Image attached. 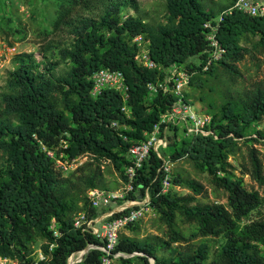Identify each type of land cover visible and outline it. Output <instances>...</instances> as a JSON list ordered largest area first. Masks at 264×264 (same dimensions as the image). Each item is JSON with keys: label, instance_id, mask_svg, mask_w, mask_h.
Returning <instances> with one entry per match:
<instances>
[{"label": "trees", "instance_id": "trees-1", "mask_svg": "<svg viewBox=\"0 0 264 264\" xmlns=\"http://www.w3.org/2000/svg\"><path fill=\"white\" fill-rule=\"evenodd\" d=\"M55 1L52 31L44 36L48 39L60 33L59 38L40 49L42 60L34 53L15 55L6 87L0 92V257L13 264H68L74 253L102 245L95 236L75 229L74 215L85 211L98 217L104 212L91 208L87 199L90 189L113 191L104 166L112 165L125 181L129 148L146 140L161 115L175 105L173 93H151L150 83L165 81L174 67L195 73L189 86L200 82L202 75L214 76L220 70L235 81L241 77L239 64L247 56L264 68V19L237 11L227 14L236 0L228 4L167 0L165 22L158 24L149 21L138 0ZM221 15L218 40L225 54L204 71L210 53L204 25ZM137 36L143 37L155 69L136 61L141 50L134 43ZM243 41L250 46L242 45ZM63 63L68 69L59 73ZM102 69L123 72L126 100L123 93L110 89L92 96V77ZM214 110L210 104L207 114L212 116L209 129L213 135L188 134L171 125V152L164 157L174 163L189 160L217 189L228 193V205L200 202L197 196L205 187L175 174L172 188L161 194L163 174L158 170L162 160L153 152L138 171L135 185L149 188L151 206L167 228V239L121 235L116 252L140 254L120 258L124 263L151 264L153 259L155 264H264V217L244 222L264 206V164L254 147L264 140V129H257L264 122V82L230 97L218 112ZM241 140L249 144V162L241 174L249 175L263 193L248 190L229 162ZM83 157L87 160L69 173L57 165L60 158ZM175 187L193 194L179 195ZM134 198L130 194L127 199ZM178 216L195 225L190 235L179 228ZM53 221L58 239L50 230ZM195 238L199 241L194 242ZM213 240L219 243L217 247L211 245ZM51 243L56 244L52 252ZM39 249L47 260L37 261ZM102 256L101 251L91 249L77 264H100Z\"/></svg>", "mask_w": 264, "mask_h": 264}, {"label": "built area", "instance_id": "built-area-1", "mask_svg": "<svg viewBox=\"0 0 264 264\" xmlns=\"http://www.w3.org/2000/svg\"><path fill=\"white\" fill-rule=\"evenodd\" d=\"M234 11L241 12L253 18L264 19V0H236L234 5L226 11L232 14ZM223 16H219L214 21H209L204 25L207 33V41L210 47V53L205 60L204 71H208L213 65L220 62L225 54V50L218 40L220 22ZM141 50L136 55V61L147 69H155L157 65L150 58L149 52L144 47L142 36L134 38ZM6 48V45H3ZM195 73L174 67L168 73L165 81L150 83L148 85L151 93L163 91L164 93H173L177 101L172 109L161 115L160 120L154 125L152 131L146 134V140L140 141L129 148L130 164L125 168L126 180H122V188L119 190L106 191L99 188L90 189L87 192V199L91 208L104 211L98 217H90L85 211L74 215V227L84 234L95 236L101 243V246L89 245L91 249H97L103 253L100 264H113L114 260L127 258V254L116 252L120 243V237L123 230L137 224L146 214L153 210L151 206V196L149 188L135 185L138 179V171L142 169L144 163L150 159L154 152L162 160V166L158 173L163 174L160 193L166 194L172 188V167L174 162L169 157H164L161 149H167L170 145L171 125L186 129L188 134H197L203 136L213 135L209 129L212 123L211 115L198 114L188 98L185 96V89L189 86L192 76ZM92 96H99L104 90L110 89L124 94L125 100L128 98V87L125 83L123 72L112 69H102L96 72L93 77ZM122 111L128 113L126 107ZM113 127H118L113 123ZM217 138V137H215ZM126 139V138H125ZM53 156L52 152H49ZM87 160V157L70 160H57V165L65 172L74 171ZM144 190V191H143ZM130 194L136 198L127 199ZM112 206V208H110ZM100 228H97V225ZM55 239L60 237L55 222L50 227ZM55 243L49 244V251L54 250ZM90 249V250H91ZM82 251L74 253L72 257L76 260L80 257ZM48 256L39 249L37 251V261H45ZM0 264H13L9 259L0 257ZM34 264H37L34 263ZM69 264V262H68ZM77 264V263H76Z\"/></svg>", "mask_w": 264, "mask_h": 264}, {"label": "rangeland", "instance_id": "rangeland-1", "mask_svg": "<svg viewBox=\"0 0 264 264\" xmlns=\"http://www.w3.org/2000/svg\"><path fill=\"white\" fill-rule=\"evenodd\" d=\"M141 11L148 15L149 21L153 24L165 22L166 1L167 0H138ZM230 0H216V3L228 4ZM55 0H0V92L4 91L8 72L13 69L15 55L21 53H34L38 60H42L40 49L50 43L53 39L59 38L60 33H53L47 39L45 32L52 31L53 22L56 12ZM11 19V20H9ZM21 31L16 33V31ZM3 45L7 47L4 48ZM242 45H247L242 42ZM247 46H250L248 43ZM191 61L197 62V58ZM241 77L233 81L231 77L220 70L214 76L202 75L201 81L193 86H188L185 93L191 102L194 110L201 115H206L210 110V104L215 106L214 112H218L223 105L229 101L230 97H236L238 93L246 88L253 86L255 83L264 82V68L256 60L247 56L246 59L239 64ZM68 69L67 64H62L58 71L64 73ZM264 129V122L257 128ZM254 130L249 131V135H253ZM248 146L243 140L239 142L237 153L231 157L229 162L236 170L234 174L243 177L248 190H258L263 193V189L253 181L249 175L242 176L241 171L244 165L249 162ZM254 147L260 151V157L264 164V140ZM163 153H170L171 148L161 149ZM85 161V160H84ZM104 171L108 185L112 190L122 188V180L120 175L110 164L104 166ZM172 174L180 176L182 179H191L200 182L205 187V192L197 196L200 202H217L225 206L228 205V193L223 189H217L206 174L197 171L193 164L183 158L173 164ZM171 174V175H172ZM175 191L179 195L193 194L192 191L185 187H175ZM264 217V206L252 212L249 218L245 219V223L258 220ZM177 222L181 231L190 235L195 230V225H189L178 216ZM101 226L98 224L97 228ZM167 228L160 221L159 215L152 210L139 221L134 228L123 230L121 235L131 237L137 240L153 239L159 237L167 239ZM194 242L199 241L198 238L193 239ZM211 245L217 247L219 243L211 241ZM161 254V252H160ZM151 264H155L150 259ZM113 264H126L120 259L114 260Z\"/></svg>", "mask_w": 264, "mask_h": 264}, {"label": "water", "instance_id": "water-1", "mask_svg": "<svg viewBox=\"0 0 264 264\" xmlns=\"http://www.w3.org/2000/svg\"><path fill=\"white\" fill-rule=\"evenodd\" d=\"M91 249V246H88L87 248H85L83 251H82V254L80 257H78L76 260L74 259V257L71 258V260H69V264H76V263H80L82 260H83V257L90 251ZM136 255H140V254H132V255H127V258H131V257H134ZM155 263V261H154Z\"/></svg>", "mask_w": 264, "mask_h": 264}]
</instances>
